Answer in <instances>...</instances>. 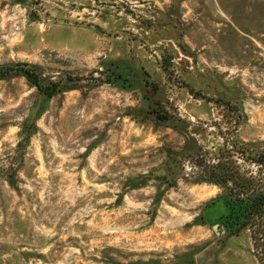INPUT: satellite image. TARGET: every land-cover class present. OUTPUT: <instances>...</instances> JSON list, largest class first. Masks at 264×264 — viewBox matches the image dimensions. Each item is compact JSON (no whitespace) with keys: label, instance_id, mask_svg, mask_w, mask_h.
<instances>
[{"label":"rangeland","instance_id":"374dc122","mask_svg":"<svg viewBox=\"0 0 264 264\" xmlns=\"http://www.w3.org/2000/svg\"><path fill=\"white\" fill-rule=\"evenodd\" d=\"M4 66L0 264H264L194 181L260 173L264 0H0Z\"/></svg>","mask_w":264,"mask_h":264},{"label":"trees","instance_id":"16d2710c","mask_svg":"<svg viewBox=\"0 0 264 264\" xmlns=\"http://www.w3.org/2000/svg\"><path fill=\"white\" fill-rule=\"evenodd\" d=\"M19 71L29 81L42 90L47 96H53L59 88L56 84L52 87L42 86L38 74L29 69H17L14 66L0 68V78L12 72ZM244 157V156H242ZM259 168V174L244 171L237 163L231 162L227 166L218 160L216 164L208 165L198 162L200 172L194 178L197 183L216 184L225 188L226 206L229 210L226 222L232 224L234 233L248 227L252 230L251 237L255 247H260L264 253V151L254 158H246ZM228 185V186H227ZM263 223H258V222ZM261 227L260 230L252 229V226Z\"/></svg>","mask_w":264,"mask_h":264}]
</instances>
